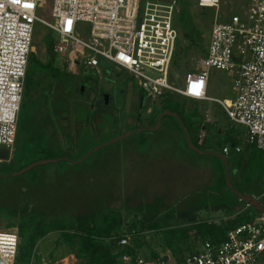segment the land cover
I'll use <instances>...</instances> for the list:
<instances>
[{
  "label": "rangeland",
  "instance_id": "obj_1",
  "mask_svg": "<svg viewBox=\"0 0 264 264\" xmlns=\"http://www.w3.org/2000/svg\"><path fill=\"white\" fill-rule=\"evenodd\" d=\"M158 1L165 3L168 0ZM249 1L221 0L216 10L214 7L198 6L197 0H190L189 13L194 25L203 33L204 40L199 45L195 44L179 31L178 51L170 71V79L175 85L183 83L187 72H199L203 69L198 60L207 50L215 17L219 21H227L234 13L242 14ZM51 4L52 0H45L44 7L37 10V15L51 20ZM175 24L179 29L178 13ZM49 32L51 39L58 38L56 33H51L44 25L36 23L34 53L43 61L48 56ZM56 63H61L59 57H56ZM68 75L74 81L91 78L92 82L87 83L84 95L76 92V86L72 87L71 94L60 83L53 85L54 94L50 97L49 92L47 103L43 102V106H40L41 110L47 111L45 123L53 127L54 132H46L41 138H32L30 128L26 125L31 106L25 102L22 109L25 121L19 128L16 143L9 158L0 160V229L11 228L7 227L9 223L29 219L30 215L37 221L73 222L80 216L98 210L114 209L120 211L125 223L138 220L137 227L140 221H144L145 225L154 222L161 224L159 228L143 230L138 236V251L144 258L153 261V253L161 257L167 254L169 258L166 264H184L187 245L196 246L201 239L195 237V230L191 229L190 237L179 244L178 252L174 254L164 242L172 237L169 229L183 226L189 228L195 222L234 217L244 205L242 200L235 202L232 192L219 180L221 163L212 154L190 149L183 130L169 115L161 118L157 130L134 132L100 147L79 162L96 145L106 143L125 132L148 127L151 120L157 117L161 98L150 100L145 96L142 107L137 108L134 104L135 95L141 89L136 79L127 73H113L111 67L104 62H101L100 74L92 69L76 67ZM233 77L234 71L208 69V95L219 98L230 97L231 93L234 95ZM119 86L123 88V93L118 91ZM104 93L113 97L108 105L101 103ZM39 94V91L33 93L36 98ZM52 101L56 102L51 107ZM39 103L36 102L35 105ZM80 103L92 104L94 109L93 120L87 125L92 130V135L88 137L84 124L74 119L75 107ZM195 104L211 125L209 132H200L201 137L216 132L226 136L233 127V134L241 138L244 144H248L246 128L232 123L218 103L187 99V107ZM204 106L214 112H207ZM101 121L103 124H99ZM195 141L197 142V138ZM198 143L201 148L209 145L205 139ZM47 144L54 147L58 157L68 159L40 164L22 174H11L35 161L45 159L43 156ZM246 156H239L237 162L233 161L236 157L226 156L229 165L235 167V170H231V181L234 187H241V192L253 194L264 204V168L257 167L253 171L244 168ZM250 172L252 178L249 183ZM23 210L30 211V214L23 216ZM57 234L50 232L40 239L36 251L44 259L52 249L56 253L63 251L68 261H72L73 255L67 246L57 244ZM73 260L76 262L75 258ZM256 264H264V254Z\"/></svg>",
  "mask_w": 264,
  "mask_h": 264
},
{
  "label": "built area",
  "instance_id": "obj_2",
  "mask_svg": "<svg viewBox=\"0 0 264 264\" xmlns=\"http://www.w3.org/2000/svg\"><path fill=\"white\" fill-rule=\"evenodd\" d=\"M220 1L197 0V4L218 10ZM44 3L0 0V148L10 153L15 145L35 25L40 23L58 35L52 39L51 51L67 72L78 67L100 74L104 62L117 75H132L151 100L169 93L215 101L232 123L246 128V142L264 152V0H250L242 14L234 13L227 21L215 17L206 54L198 60L203 69L187 72L181 85L170 79L179 40L175 24L179 0H52L51 20L36 13ZM211 68L234 71L232 97L208 95ZM223 152L227 154L229 147ZM252 207L244 201L237 214L249 211L250 220L228 229L219 243L200 241L185 255L184 264H256L264 254V212ZM19 242L17 227L0 229V264H19ZM119 244L132 246L130 233L123 234ZM74 258L41 257L40 264H75ZM121 260L156 263L139 252H126Z\"/></svg>",
  "mask_w": 264,
  "mask_h": 264
},
{
  "label": "trees",
  "instance_id": "obj_3",
  "mask_svg": "<svg viewBox=\"0 0 264 264\" xmlns=\"http://www.w3.org/2000/svg\"><path fill=\"white\" fill-rule=\"evenodd\" d=\"M179 6L178 30L186 37L187 40L193 41L195 44H200L201 41L204 40V37L200 29L194 25L191 13H189L190 0H179ZM50 35L51 34L49 32L47 38V59L45 61L41 60L34 52H31L29 56L16 140L19 134V128L22 122L25 121L22 117V109L25 105V102L29 103L31 106V112L26 118L27 128H30L32 138H41L46 132L50 134V132L52 133L54 130L53 127L45 123V113L47 111L41 110L42 107L40 104L43 106L45 102L47 103L51 95L54 94L55 90L53 89V85L57 82L60 83V85L65 90H68V92L71 94L72 87H75V81L69 79L68 72L62 66L56 63V56L51 51L52 39L50 38ZM177 51L178 50H176V53ZM35 91L40 92L37 98L33 95ZM49 92L50 97L48 95ZM76 92L79 95L85 94L81 93L80 87L76 88ZM56 101L59 102V100ZM56 101L51 102V107ZM36 102L40 103L35 105ZM160 102L161 108L159 112L164 109H169L176 112L189 131L193 142L200 149H208L224 153L223 147L227 146L229 147V152L225 155L231 156L232 158L236 157L233 159L235 162L238 161L239 156H243V154L245 156L247 155L246 165L244 168L248 169L249 171H253L257 169V167L264 168V152L253 144H244V141L241 140V138L233 134L235 128L231 127L226 133V136H222L219 134V132H216L215 134H208L206 137H201L200 132H209L211 125L204 119V116H202L196 104L193 107H187V98L169 93H165L161 97ZM52 109L53 108H51V111ZM75 110V121L80 122L82 125L84 124L86 127L85 131H87L86 136H91L92 130L87 127V125L93 120V109L91 105L80 103L76 105ZM159 112H157V114ZM170 117L182 130L177 119H175L173 116ZM155 120L156 117L152 119L147 126H153L155 124ZM50 124H52V121ZM99 124H103V121H101ZM57 136H59L58 133ZM198 137H200V140L205 139L209 145L206 148H201L199 143L195 141V139ZM236 146H240V152L235 151ZM44 153L45 156H43V158L58 157L54 152V147L48 144L45 147ZM216 158L221 163L222 168V172L219 175V180L224 184L225 188L231 192V190L227 187L224 178V169L221 159L218 156H216ZM227 162L229 165L228 159ZM232 169L235 170L234 165L233 168L229 165L230 174H232ZM248 174L250 175V183L252 172ZM240 188L241 187L236 189L241 192ZM234 197L235 202H238L239 199L235 195ZM27 213L30 214V211H22L23 216ZM250 217L249 211H245L243 213L236 214L234 217H228L223 220L210 219L195 222L189 225V228L185 226L173 227L169 229V234H171L172 237L165 239L164 242L171 250V253L176 254L178 252L179 244L187 240L190 237L189 231L194 229L195 237H200L201 241L209 240L211 242L219 243L224 240L226 231L228 229L245 223L246 221L250 220ZM137 225L138 220L133 219L130 222L125 223L124 218L119 210L108 209L98 210L89 215L80 216L76 221L73 222L62 221L55 223L52 221H37L36 218H33L32 215H30L29 219H21L17 222L9 223L7 227H17L19 232L20 242L17 255V262H19V264H29L31 262L32 264L41 263V255L36 251V246L38 241L45 238V236L50 232L58 233L57 244L67 246L68 250L76 259L75 264H124V262L121 260L122 254L126 252L130 254L139 252L138 246L140 243L138 241V236L142 234V231L149 228L152 229L161 227V224L158 222L145 225L144 221H140L139 227H137ZM125 233H130L133 242L132 246H121L119 244L120 237ZM193 247L194 246L188 244L186 248L187 253L190 252ZM64 256H66V254L63 251L61 253H56V251L52 249L48 253L47 259L54 260ZM152 257L156 262L155 264H159V261L161 260L164 261L163 257L157 255L156 253H153Z\"/></svg>",
  "mask_w": 264,
  "mask_h": 264
},
{
  "label": "water",
  "instance_id": "obj_4",
  "mask_svg": "<svg viewBox=\"0 0 264 264\" xmlns=\"http://www.w3.org/2000/svg\"><path fill=\"white\" fill-rule=\"evenodd\" d=\"M83 90H84V86L81 85L80 86L81 93L83 92ZM105 103H108V97L107 96H105ZM164 115H170V116H173L175 119H177L179 125L181 126V128H182V130H183V132L185 134V137H186V140H187V143H188L190 149H192L193 151H196L198 153H208V154L216 155V156H218L221 159V161L223 162V165H224V177H225V181H226L227 187L231 190V192L239 200L250 202L255 209H257L258 211L264 212V205L258 200V198H256L251 193L240 192L234 187V185H233V183L231 181L229 165H228V162H227V159H226V155L224 153L220 152V151L200 149L193 142L189 131L187 130L186 126L184 125V123L181 120V118L179 117V115L176 112L171 111L169 109H164V110L160 111V113L156 117L155 124L153 126H151V127H141V128L135 129V130H131V131L123 133L122 135H120L118 137H115V138L107 141L106 143L98 144L95 147L91 148L89 151H87V153L79 160V162L83 161L91 152L99 149L100 147H102V146H104L106 144H109L111 142H114V141H116V140H118L120 138H123L125 136H128V135H130V134H132L134 132H140V131H145V130H152V131L157 130L159 128V126H160L161 118ZM199 140H200V137L197 138V142ZM8 158H9L8 150L0 148V160H7ZM64 159H68V158H66V157H55V158L40 159L38 161H35V162L23 167L22 169H20L18 171L12 172L11 174L12 175L22 174V173L30 170L34 166H37V165H40V164H47V163H51V162H56L58 160H64ZM6 175H8V174H6ZM168 258H169V255H167V254L163 255V259L165 261H167Z\"/></svg>",
  "mask_w": 264,
  "mask_h": 264
},
{
  "label": "flooded vegetation",
  "instance_id": "obj_5",
  "mask_svg": "<svg viewBox=\"0 0 264 264\" xmlns=\"http://www.w3.org/2000/svg\"><path fill=\"white\" fill-rule=\"evenodd\" d=\"M89 82L90 83L92 82V79L91 78L86 79V80H78V81H75V86H76V88H79L81 85H83L84 86V90H83L82 93H85L86 92V85ZM118 91L120 93H123L124 92V90H123V88L121 86L118 87ZM105 96L108 97V103H105ZM144 97H145V95H144V93H143L142 90L141 91L139 90L137 92V94L135 95L134 104L137 105V108H141L142 107L143 102H144ZM112 100H113V97L109 93H104L102 95V97H101V103L104 104V105L110 104L112 102ZM91 107L93 108L92 104H91Z\"/></svg>",
  "mask_w": 264,
  "mask_h": 264
},
{
  "label": "crops",
  "instance_id": "obj_6",
  "mask_svg": "<svg viewBox=\"0 0 264 264\" xmlns=\"http://www.w3.org/2000/svg\"><path fill=\"white\" fill-rule=\"evenodd\" d=\"M205 54H206V52H205ZM204 54V55H205ZM208 90H209V83H208ZM208 90H207V93H208ZM232 95H233V93H231V96L230 97H232ZM210 97H212V96H210ZM230 97H222V98H230ZM217 98H219V97H217ZM194 101H196V102H199V101H201L202 103H203V101H207V100H194ZM212 101V100H211ZM215 102V101H214ZM205 107V106H204ZM205 109L207 110V112L208 111H210V112H214V111H212V110H210L209 108H207V107H205ZM222 109V108H221ZM222 111H223V109H222ZM224 112V111H223ZM224 114H225V112H224ZM216 115V114H215ZM226 115V114H225ZM203 116V115H202ZM227 117V116H226Z\"/></svg>",
  "mask_w": 264,
  "mask_h": 264
}]
</instances>
